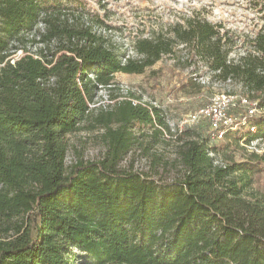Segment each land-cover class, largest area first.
<instances>
[{
    "label": "trees",
    "instance_id": "16d2710c",
    "mask_svg": "<svg viewBox=\"0 0 264 264\" xmlns=\"http://www.w3.org/2000/svg\"><path fill=\"white\" fill-rule=\"evenodd\" d=\"M93 1L106 15L119 0ZM247 1L253 36L195 14L135 38L134 58L102 33L110 26L84 0H0V264H264V198L244 195L264 155L215 166L208 151L219 150L207 135L164 139L174 134L161 110L130 93L91 107L116 74H143L182 46L186 61L203 62L264 108V0ZM239 45L244 53L230 58ZM253 124L252 138L264 139V117ZM85 127L103 130L107 152L66 166V137ZM139 137L151 139L146 152L180 144L171 181L120 170Z\"/></svg>",
    "mask_w": 264,
    "mask_h": 264
},
{
    "label": "rangeland",
    "instance_id": "374dc122",
    "mask_svg": "<svg viewBox=\"0 0 264 264\" xmlns=\"http://www.w3.org/2000/svg\"><path fill=\"white\" fill-rule=\"evenodd\" d=\"M247 2V0H119L108 3L106 15L99 10L93 0H84V5L88 10L98 13L110 26V30H102V33L121 48V53L137 58L132 49V41L135 38L149 37L153 32H163L169 25L195 14L212 24H222L227 30L236 32V35L253 36L257 16ZM244 51L245 49L239 45L231 52L230 58L240 56ZM186 59V52L182 46H178L173 54L164 56L143 74H116L109 88L99 90L96 105L91 107L109 108L115 105L113 97L122 100L130 93L136 98L134 104L152 105L161 110L170 132L174 134L170 136V133L163 131L164 139L173 141L178 134L187 130H194L206 136L208 133L206 121L192 123L190 116L207 105L215 96L238 95L241 92L240 86L232 81L213 79L203 62L196 61L193 64V61L189 63ZM138 131L136 129L137 135L140 133ZM143 132L151 135L149 128L143 129ZM102 134V129L88 130L85 127L68 135L65 165L102 159L107 152ZM229 138L214 143L219 150L217 153L219 160L227 163L229 159L237 162L246 159L250 152L240 144V140L233 142V139ZM144 139L139 137L142 147L136 144L123 157L119 164L120 170L150 174L154 171L158 174L157 177L161 176L165 181H171L176 175V170L172 169L170 164L177 158L180 144L161 143L146 152L144 145L151 139ZM155 156L163 158L158 166L154 163ZM167 163L168 167L165 165ZM244 195L248 198L251 196L264 198V165L254 176V184L248 190V194Z\"/></svg>",
    "mask_w": 264,
    "mask_h": 264
},
{
    "label": "built area",
    "instance_id": "2783aa9c",
    "mask_svg": "<svg viewBox=\"0 0 264 264\" xmlns=\"http://www.w3.org/2000/svg\"><path fill=\"white\" fill-rule=\"evenodd\" d=\"M263 117L264 108H259L255 102L237 94H222L192 114L190 121H206L210 145L221 142L229 133L238 132L241 133L239 140L242 146L250 153L264 155V139L252 138L257 131L253 121ZM208 155L215 166L224 167L225 163L219 160L215 152L209 149Z\"/></svg>",
    "mask_w": 264,
    "mask_h": 264
}]
</instances>
